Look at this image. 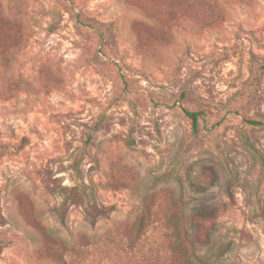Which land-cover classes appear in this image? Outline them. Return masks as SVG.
Instances as JSON below:
<instances>
[{"label": "rangeland", "instance_id": "374dc122", "mask_svg": "<svg viewBox=\"0 0 264 264\" xmlns=\"http://www.w3.org/2000/svg\"><path fill=\"white\" fill-rule=\"evenodd\" d=\"M185 220L264 264V0H0V264H184Z\"/></svg>", "mask_w": 264, "mask_h": 264}, {"label": "trees", "instance_id": "16d2710c", "mask_svg": "<svg viewBox=\"0 0 264 264\" xmlns=\"http://www.w3.org/2000/svg\"><path fill=\"white\" fill-rule=\"evenodd\" d=\"M186 113V116L189 118L190 120V123H191V129H192V133H196L197 132V127H198V113L197 112H190V111H185ZM247 123H250V124H259V122L257 121H252V120H248L246 121ZM227 190H229V185H227ZM184 226L185 228H183V226L180 228L181 232H184L183 233V236H182V240H183V243H185L189 249L191 250V259L189 257V259L186 257L184 258V264H195L196 261H198L197 257H194V246H193V241L191 240V237L188 233V229H187V223H186V220L184 221ZM142 236V233L141 232H137V235L133 234L132 236L129 237V240L131 242V244H134L136 240H139L140 237ZM170 241V239H169ZM180 245H181V242H174V243H171V249L172 251L173 250H176V254H175V257L172 261L173 264H179L178 263V260L179 258L176 257L177 254L180 252ZM187 252V250H186ZM206 260H207V257H206Z\"/></svg>", "mask_w": 264, "mask_h": 264}]
</instances>
